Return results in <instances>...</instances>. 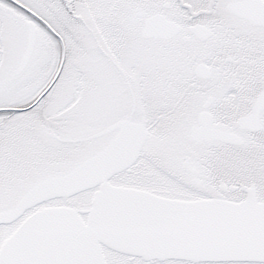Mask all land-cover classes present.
<instances>
[{"label":"snow or ice","instance_id":"6c2138e0","mask_svg":"<svg viewBox=\"0 0 264 264\" xmlns=\"http://www.w3.org/2000/svg\"><path fill=\"white\" fill-rule=\"evenodd\" d=\"M0 264H264V0H0Z\"/></svg>","mask_w":264,"mask_h":264}]
</instances>
